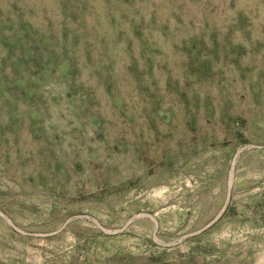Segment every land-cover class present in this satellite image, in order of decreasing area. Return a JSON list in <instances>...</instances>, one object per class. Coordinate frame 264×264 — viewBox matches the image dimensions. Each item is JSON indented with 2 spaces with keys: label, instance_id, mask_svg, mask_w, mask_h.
<instances>
[{
  "label": "rangeland",
  "instance_id": "374dc122",
  "mask_svg": "<svg viewBox=\"0 0 264 264\" xmlns=\"http://www.w3.org/2000/svg\"><path fill=\"white\" fill-rule=\"evenodd\" d=\"M0 264H264V0H0Z\"/></svg>",
  "mask_w": 264,
  "mask_h": 264
}]
</instances>
